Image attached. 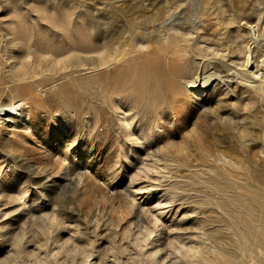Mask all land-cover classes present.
Here are the masks:
<instances>
[{
	"label": "rangeland",
	"instance_id": "obj_1",
	"mask_svg": "<svg viewBox=\"0 0 264 264\" xmlns=\"http://www.w3.org/2000/svg\"><path fill=\"white\" fill-rule=\"evenodd\" d=\"M19 25H72L76 39L112 26L161 60L177 35L226 77L201 94L180 80L162 117L164 63L145 83L83 67L11 79L34 48L11 42ZM263 29L264 0H0V104L25 102L22 119L0 117V264H264V63L244 62Z\"/></svg>",
	"mask_w": 264,
	"mask_h": 264
},
{
	"label": "bare ground",
	"instance_id": "obj_2",
	"mask_svg": "<svg viewBox=\"0 0 264 264\" xmlns=\"http://www.w3.org/2000/svg\"><path fill=\"white\" fill-rule=\"evenodd\" d=\"M253 11L252 8L248 9L245 5L236 6L233 18H245L244 23H247L249 19L252 18L251 13ZM18 27L17 30L13 29L11 32V42L17 41V43L20 42L21 44H24L28 49L33 46L34 48L32 51H27L26 54L28 59L26 62H21L18 66H16V64L11 65V79L19 77L33 78L34 76L41 74V72L49 71L48 74L52 77L49 78L52 80L62 72L61 70H65L69 67L73 69L83 67L88 70H98L95 75L100 78L108 77L117 70V74H119V77L117 76L118 81H122L123 84L132 75H134V81L142 80L145 83L151 78H159V73L162 70L161 65L164 63L168 68L169 76H167V78L163 77L164 81L156 82V84L160 83L163 86V89L169 92L172 96L171 99L163 100L162 105L160 104V116L162 117L167 115L168 111L166 108L171 107L173 99L177 101L180 98L174 96L178 93L180 80L186 81L188 85H194L193 88L195 94H201L207 89L214 77H217L218 79L226 77V75H220V65L209 61V59H199L200 61L193 62L188 56L185 45L181 44L180 38L177 35L170 36L164 44H160L162 53H169L164 60H161L155 51L154 55H149V46H151V42L148 39H145V44L143 42L139 43V46L135 45L138 42L137 39H135L136 36H130V40H133L131 43H126V40L121 42L118 37H116L120 33L112 26H107L103 35L97 30L95 33L90 34L87 31H82L80 37L77 39L72 25L66 27L49 26L46 27L44 31H41L39 26L36 25L29 30L22 28L20 25ZM166 28H168V30L176 31L179 29V26L173 20L168 26H166ZM261 35V39L264 40V29L262 30ZM102 38L104 39L102 40ZM117 41L120 42L119 46L113 51V44ZM125 46H127V48H124ZM135 46L138 48L145 46V50L135 52V49H133ZM246 46H248V50L244 59L245 65L248 64L252 58L254 61L257 59L256 64L260 67V65L264 63V45L255 47L252 52L250 51L248 42L246 43ZM229 51L233 52L235 50L230 49ZM132 52H135L134 56H129L127 57L128 59H124V56L131 54ZM141 56L143 57L141 58ZM136 58H139L140 60L139 62L134 63L137 65L134 69H130L129 64H126L125 67L116 65L110 67L111 64L117 61L125 62L126 60L133 59V61H131L134 62ZM36 67H39L41 72H38L39 70L36 69ZM232 69V72H234L235 75L231 74L229 76L227 75V77H239V79H241V71L236 70L235 68ZM44 81H47V79H44ZM70 81L71 80L62 84V87L67 88ZM39 83L43 85L42 81ZM7 88L11 91V98L14 99L17 96L16 94L19 93V85L11 84V86H7ZM256 90H254V92L258 96L264 97V85H261ZM251 102V109L257 111L256 102ZM24 104L25 102L22 100L11 101L8 105L0 104V117H6V120H16L15 118H21L24 111ZM179 107L183 113H186L182 105H179ZM170 109V112L175 111V107ZM183 113L176 115L179 117L182 116ZM258 125L260 127L263 126L261 122ZM163 260L164 258L156 260L155 264H170V262L164 263Z\"/></svg>",
	"mask_w": 264,
	"mask_h": 264
}]
</instances>
